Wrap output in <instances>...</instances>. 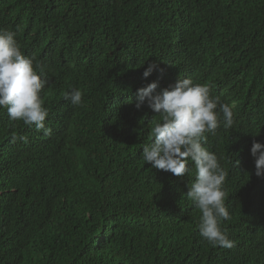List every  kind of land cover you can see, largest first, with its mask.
Returning a JSON list of instances; mask_svg holds the SVG:
<instances>
[{
    "label": "trees",
    "instance_id": "obj_1",
    "mask_svg": "<svg viewBox=\"0 0 264 264\" xmlns=\"http://www.w3.org/2000/svg\"><path fill=\"white\" fill-rule=\"evenodd\" d=\"M0 28L42 69L49 113L45 134L0 108V264H264V0H0ZM179 77L233 110L203 145L227 173L230 249L199 235L194 165L141 158L160 118L137 91Z\"/></svg>",
    "mask_w": 264,
    "mask_h": 264
},
{
    "label": "clouds",
    "instance_id": "obj_2",
    "mask_svg": "<svg viewBox=\"0 0 264 264\" xmlns=\"http://www.w3.org/2000/svg\"><path fill=\"white\" fill-rule=\"evenodd\" d=\"M157 68V64H150L143 73L144 78ZM45 85L42 69L39 65L34 67L33 58L21 52L16 33L0 28V108L7 109L9 120L22 121L25 126L47 134L45 120L49 113L41 98ZM158 87L159 81H153L137 91L135 107L140 109L147 104L160 118L151 128L152 142L143 147L141 158L153 169L176 177L190 174L193 169L189 162L194 165L195 180L185 196L201 213L197 225L199 235L213 247L230 249L234 242L220 226L222 221L230 219L222 187L227 173L217 155L203 145L207 139L205 133H214L218 128L221 114L224 127H232V107L212 97L207 85L194 83L189 78L179 77L174 85L154 94ZM65 99L78 106L82 92L73 89L65 93ZM19 139L28 142L26 136ZM250 151L255 161V175L264 177V144L253 142Z\"/></svg>",
    "mask_w": 264,
    "mask_h": 264
}]
</instances>
